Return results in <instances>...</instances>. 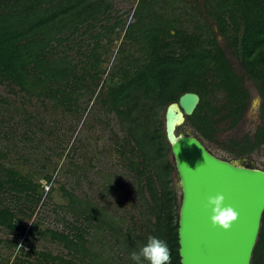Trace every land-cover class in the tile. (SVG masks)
Instances as JSON below:
<instances>
[{
	"label": "trees",
	"instance_id": "trees-1",
	"mask_svg": "<svg viewBox=\"0 0 264 264\" xmlns=\"http://www.w3.org/2000/svg\"><path fill=\"white\" fill-rule=\"evenodd\" d=\"M166 3L170 1H138L136 20L126 26L125 38L139 43L144 54L122 57L104 81L107 90L101 102L117 119L116 149L132 178L124 184L115 174V184L107 182L104 188H115V216L106 206L63 187L74 223L67 232H46L73 258L33 247L37 257L30 264H78L76 259L85 262V256L90 257L86 264H96L97 255L87 245L92 243L86 235L97 239L101 233L115 241V264H134L130 253L139 251L150 235L168 243L171 264H182L180 204L173 186L175 165L165 113L183 93L200 95V103L187 120L205 138L216 140L222 129L237 128L245 117L253 98L245 84L250 79L262 99L261 124L255 133L229 137L223 145L229 153L244 156L264 144V0H206L209 19L204 18L205 28L199 26L192 32L175 24L180 19L165 12ZM113 7V0H0V82L29 101H50L55 108L79 113L82 96L94 94V86L106 72L101 67L100 39L125 25L123 20L109 23ZM212 21L217 28L211 26ZM98 24L102 30L95 31ZM88 33L94 43L83 51L81 40V59L73 60L65 47L73 48L75 37ZM119 52H125L123 46ZM230 54L238 59L241 71ZM22 135H33L36 146L40 143L41 137L31 126ZM51 178L45 174L42 179L50 182ZM42 185L0 161L1 193L38 204L44 195ZM32 213L31 206L16 210L0 202V226L25 231L18 215L30 217ZM251 264H264V213Z\"/></svg>",
	"mask_w": 264,
	"mask_h": 264
},
{
	"label": "rangeland",
	"instance_id": "rangeland-1",
	"mask_svg": "<svg viewBox=\"0 0 264 264\" xmlns=\"http://www.w3.org/2000/svg\"><path fill=\"white\" fill-rule=\"evenodd\" d=\"M138 1L113 0L112 19L109 23L123 20L125 25L117 32L100 39V52L103 58L101 67L106 72L94 86L95 93L82 96L79 113L71 114L55 108L48 100L45 104L35 99L29 101L21 92H14L5 83L0 82V153L5 155L0 157V161L8 167H14L22 174L31 175L37 182L43 184L42 192L44 191L38 204L25 202L23 199L18 201L7 193L0 192L1 204H10L16 210L31 206L33 211L30 217L18 215L21 223L26 227L25 231H15L0 226V264L35 263L37 256L32 253L33 247L37 251L73 258L62 243L55 241L46 232L47 229L67 232L68 225L74 223L68 209L69 199L63 194V187L69 192L82 197L88 196L106 206L115 216V188L111 186L108 189L104 188L107 182L115 184V174L124 184L132 178L125 166L124 158L116 149L115 134H120L117 119L102 105L101 94L107 90L105 78L115 70L122 57L126 55L140 57L144 54L139 43L125 38L126 26L136 20L134 11ZM169 1L170 3L165 4V12L171 17L180 19L175 23L179 28L190 32L199 26L205 28L204 18L209 19L205 8L206 0ZM211 26L217 28L213 21ZM85 29L86 27L83 30ZM100 30L102 27L98 24L95 31ZM219 40L224 45L222 36H219ZM80 43L83 51H89L88 43L94 42L89 33L75 37L73 48L65 47L75 61L81 59L78 53ZM121 46L125 49L123 54L119 52ZM230 57L236 69L241 71L238 59L232 54ZM245 84L255 98L258 91L253 81L246 79ZM1 98L7 101H1ZM252 117L245 115L239 126L233 130L222 129L217 134L216 140L205 138L187 118L179 125L178 131L197 136L218 157L240 161L244 156L229 153L223 143L229 137L253 132L255 123ZM27 126H31L36 131L37 138L41 137L37 146V140H34L33 135H31L33 139L22 135L27 130ZM244 158L264 167V145ZM171 159L174 163L172 152ZM45 174L51 175L50 182L42 179ZM172 179L180 204L182 192L176 167ZM75 224L81 226L80 223ZM90 232L95 233L94 230ZM92 236V234L86 235L92 243L87 245L91 246L97 255L96 264H115V241L105 233L99 234L97 239L91 238ZM83 260L87 263L90 257L85 256ZM76 262L86 264L79 259H76Z\"/></svg>",
	"mask_w": 264,
	"mask_h": 264
},
{
	"label": "water",
	"instance_id": "water-1",
	"mask_svg": "<svg viewBox=\"0 0 264 264\" xmlns=\"http://www.w3.org/2000/svg\"><path fill=\"white\" fill-rule=\"evenodd\" d=\"M200 95L185 92L168 105L165 131L179 177V253L182 264H251L264 213V170L232 163L213 154L195 135L178 131L193 115ZM256 94L252 107L257 109ZM222 193L238 219L228 230L214 226L209 197Z\"/></svg>",
	"mask_w": 264,
	"mask_h": 264
},
{
	"label": "clouds",
	"instance_id": "clouds-1",
	"mask_svg": "<svg viewBox=\"0 0 264 264\" xmlns=\"http://www.w3.org/2000/svg\"><path fill=\"white\" fill-rule=\"evenodd\" d=\"M225 196L220 193L209 197L208 206L212 209L211 221L214 226L228 230L238 219V211L231 205H225ZM130 259L134 264H171V250L168 243L155 235H150L147 242L132 251Z\"/></svg>",
	"mask_w": 264,
	"mask_h": 264
},
{
	"label": "flooded vegetation",
	"instance_id": "flooded-vegetation-1",
	"mask_svg": "<svg viewBox=\"0 0 264 264\" xmlns=\"http://www.w3.org/2000/svg\"><path fill=\"white\" fill-rule=\"evenodd\" d=\"M253 100H254V97L252 98V101H251V104H250V106H249V108H248V110H247V112H246V116L247 117H252L253 119V121H254V123H255V125H254V128H253V132H251V133H255L256 131H257V129H258V126L261 124V110H260V108H261V104H260V106L257 108V109H253V107H252V103H253ZM253 113V114H252ZM264 145V144H263ZM262 145V146H263ZM261 146V147H262ZM260 147V148H261ZM214 154V153H213ZM251 154V153H250ZM250 154H247V155H244V157H246V156H248V155H250ZM242 158V160H240V161H237V160H235V159H226V158H222V157H220V158H222V159H225V160H228V161H230V162H232V163H236V164H238V165H242V166H246V167H253V168H260V169H263L264 170V167H262V166H258V165H256V164H254L251 160L250 161H248L246 158Z\"/></svg>",
	"mask_w": 264,
	"mask_h": 264
}]
</instances>
